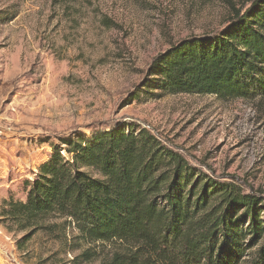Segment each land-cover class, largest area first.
<instances>
[{
	"label": "rangeland",
	"instance_id": "rangeland-1",
	"mask_svg": "<svg viewBox=\"0 0 264 264\" xmlns=\"http://www.w3.org/2000/svg\"><path fill=\"white\" fill-rule=\"evenodd\" d=\"M252 2L0 0V264H75L90 244L70 218L24 229L2 215L4 201L26 200L41 163L55 146L66 148L63 138L90 139L123 123L150 130L200 173L264 208V97L153 88L131 98L158 55L218 33ZM252 241L248 234L252 246L238 264L255 257L264 234Z\"/></svg>",
	"mask_w": 264,
	"mask_h": 264
},
{
	"label": "trees",
	"instance_id": "trees-1",
	"mask_svg": "<svg viewBox=\"0 0 264 264\" xmlns=\"http://www.w3.org/2000/svg\"><path fill=\"white\" fill-rule=\"evenodd\" d=\"M153 88L264 97V0L235 10L218 33L158 55L131 98ZM62 143L26 185V200H5L2 215L24 229L70 218L90 244L75 264L102 255L100 264H238L252 246L246 236L264 234L262 199L200 173L144 127L123 123ZM242 264H264V243Z\"/></svg>",
	"mask_w": 264,
	"mask_h": 264
}]
</instances>
